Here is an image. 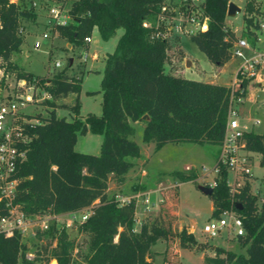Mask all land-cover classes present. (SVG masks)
Here are the masks:
<instances>
[{
	"label": "trees",
	"instance_id": "1",
	"mask_svg": "<svg viewBox=\"0 0 264 264\" xmlns=\"http://www.w3.org/2000/svg\"><path fill=\"white\" fill-rule=\"evenodd\" d=\"M64 6L70 2L67 24L54 23L52 32L71 45L79 57L87 49L85 37L94 27L103 41L122 33L114 50L104 63L100 90L101 114L79 115V93L84 71L68 72L69 66L54 71L50 77L37 75L52 99L45 101L50 107L47 116L33 127H28L32 140L26 159L18 164V179L14 203L26 215L39 218L49 213L59 215L89 208L90 213L80 225L88 237L86 251L76 260L74 242L65 230L53 235L51 242L41 244L29 259L27 245L15 231L11 236L0 233V264H153L151 246L158 240L165 243L163 263L179 261L166 259L171 243L179 248L199 246L194 234L186 227L176 230L168 211L161 209L153 220L144 219L135 229V201L120 202L108 196L110 177L121 183L133 166L131 159L140 155L139 145L130 137L134 134L131 122H142V140L154 143V150L168 143L211 144L219 146L223 140L229 99L232 87L186 78L165 71L168 43L165 38H155L156 19L167 17L162 10L166 0H57ZM229 0H203L201 10L207 18L206 27L190 34V40L207 60L222 67L232 57V46L238 40L235 32L225 22ZM254 0H247L245 10L251 14ZM191 9L186 11L190 14ZM246 26L253 21L246 16ZM33 7H22L11 0H0V65L5 72L17 78L35 74L18 67L11 55L20 50L23 42L19 29L22 21H34ZM145 22H152L144 26ZM256 26V25H255ZM252 33V32H251ZM249 81L239 88L246 91ZM74 93L72 105L56 101ZM62 107L76 116L67 120L58 117L56 109ZM264 114V113H263ZM143 115H147L143 119ZM102 135L99 153L90 154L75 150L77 134L86 132ZM245 149L259 154V165L264 166V115L263 130L244 134ZM172 175L178 183L195 181L194 169L188 173L175 170ZM134 189H139L134 186ZM177 196V192L174 193ZM213 208L211 217L233 209L241 218L244 235L236 241L245 253H235L214 246V255H204L203 264H264V189L260 194L251 192L248 178L234 193L227 184V169L220 165L213 192L209 196ZM8 212L4 199H0V216ZM41 238V235H39ZM204 248V245L201 246Z\"/></svg>",
	"mask_w": 264,
	"mask_h": 264
},
{
	"label": "rangeland",
	"instance_id": "2",
	"mask_svg": "<svg viewBox=\"0 0 264 264\" xmlns=\"http://www.w3.org/2000/svg\"><path fill=\"white\" fill-rule=\"evenodd\" d=\"M22 7H33L35 13L34 21H22L20 26L22 30V44L20 50L11 55V61L24 70L30 71L39 76H50L54 71L65 67L70 58H73V63L69 66L68 72H76L81 67L84 71L81 89L79 93V115L84 118L88 114L100 115L102 94L100 90V80L104 68V63L107 56L114 50L117 42L116 38L122 33V29H118L115 37L109 41H103L97 30L92 32V40L89 48V56L86 61H81L77 56L76 50L71 51V46L64 40L59 38L52 32L54 18L49 13L53 5L60 4L56 0H11ZM247 0H229L238 7L233 15H226L225 22L229 28L235 30V34L239 39L252 41V30L254 23L259 22L264 17V0H254V8H257L251 14L245 10ZM165 8L169 15L167 17L160 16L154 21L157 28L155 38H165L168 43L167 58L165 62V71L175 75H181L191 79H206L216 80L223 85H231L235 77L236 71L241 62L240 57L232 55L231 59L222 67H217L211 64L205 55L196 47L190 40V34L195 32L197 23L203 22V14L201 4L191 6L194 22L184 21L187 1L184 0H166ZM70 2L64 5L62 14L68 13ZM246 16L251 17L253 23L246 26ZM60 19H64L63 15ZM70 21V20H67ZM152 23V22H151ZM148 22V24H151ZM179 23L185 27L182 31L177 30ZM47 33L48 38H43L42 34ZM39 40L40 44L35 46L34 42ZM89 44V43H88ZM82 50V49H81ZM81 50L79 54L81 53ZM244 54H249L243 50ZM187 59L190 67V60L195 64V68L184 70L183 61ZM190 59V60H189ZM61 63L60 68L55 67V62ZM1 63V62H0ZM92 69V70H88ZM181 70H183L181 72ZM9 80H13L14 73L9 72ZM264 75V67L261 70ZM258 82L250 83V87L254 90ZM247 90L246 98L242 104L236 105L241 123L247 125L259 119L261 123L255 124L252 131L260 133L263 130V110H264V91L261 89L253 91L249 96ZM254 87V89H253ZM75 94L71 93L64 98L58 99L56 102L66 105H72L75 99ZM50 107L45 104H38L36 107L28 108L31 112H41L47 116ZM58 117H65L67 120L73 119L76 115L66 108L59 107L56 109ZM134 127V134L130 137L140 147V155L137 158L131 159L134 162L132 168L124 176L121 183H117L115 179L110 177L108 182V196H119L130 198L135 201L136 208L140 215L137 216L141 224L144 219L153 220L160 214L161 209L166 210L174 217L172 218L173 227L176 230L181 227L191 229L197 242L200 244L191 249L179 248L177 242L171 243L169 251L165 253L166 259L170 261H179L182 264H203L204 255H214V246H220L226 250L234 251L235 253H245L242 247L231 232L227 233L222 229L217 236L210 237L203 233L205 222L211 217L212 200L203 194L198 186H213L216 175L210 169L216 163V157L219 152L217 145L211 144H194V143H168L163 148L155 151L154 143H146L142 140L143 125L140 122H131ZM102 135L98 133L86 132L85 134H77L75 150L84 153L98 154ZM249 160V168L251 176L248 177L251 183V192L260 194L264 189V166L259 165V154L245 153ZM194 169L197 178L195 181H184L178 186L177 191L174 187L177 183V178L172 175L175 170L188 173ZM245 179V178H244ZM243 179V180H244ZM143 180L144 189L149 192H142V189L132 188L136 182ZM233 174L227 173V183L231 184ZM241 183V179L237 180ZM161 183V186H158ZM143 189V190H144ZM177 192V196H175ZM90 213L89 208L77 211L74 213H63L52 217L48 221V229L41 231L38 227L27 228L22 236V242L28 247L26 250L33 258L36 251L41 250V244L55 241L52 240L53 235L60 229L65 230L69 238L74 242L73 255L76 260H80L78 255L86 251L88 237L80 230L82 216ZM44 215H47L44 214ZM136 224V225H137ZM136 227V226H135ZM41 235V238L39 237ZM162 240L157 241L152 245L154 264L163 263V246ZM204 245V248L201 246ZM156 251V252H155ZM162 254V260H161ZM38 264H44L43 261H38ZM49 264H56V261L51 259Z\"/></svg>",
	"mask_w": 264,
	"mask_h": 264
},
{
	"label": "built area",
	"instance_id": "3",
	"mask_svg": "<svg viewBox=\"0 0 264 264\" xmlns=\"http://www.w3.org/2000/svg\"><path fill=\"white\" fill-rule=\"evenodd\" d=\"M184 1L189 2L186 11L190 10L194 4L198 5L203 2V0ZM63 8L64 6L61 3L50 8L49 13L54 18V23L67 24L69 22L67 21L70 20L68 13L62 14ZM165 9L164 6L162 10ZM186 11L184 21L194 22L195 18L192 16V11L190 14H186ZM62 15L64 19H60ZM203 19L202 23L198 22L196 24L195 32L206 27L207 18L204 16ZM143 25L149 26L147 22ZM184 27L183 24L179 23L176 29L182 31ZM21 30L22 28L19 29V31ZM251 30V42L238 38L232 46V55L240 57L241 62L230 85L232 90L223 140L219 145L216 163L210 169L217 176L219 166L223 165L226 167L227 173L231 172L233 174L232 183H227L232 193L242 185L244 178L251 176L250 162L245 154L244 134L252 131L255 124L261 123L259 119L252 121L250 125L241 123L238 111L235 108L236 105L244 102L247 91L239 88L238 92H235L234 86L238 87L243 81L258 82L264 91V75L261 74V70L264 67V17L259 22L255 21ZM42 37L48 38L47 33H43ZM90 41L91 35L85 37V44L90 43ZM34 44L38 46L40 44L39 40H36ZM243 50L248 51L249 54H244ZM88 56V48H82L79 56L81 61H86ZM72 63L73 60L70 62L69 59L67 65L70 66ZM55 67L60 68L61 63L56 61ZM9 75V72H5L0 65V199H4L8 206L7 214L0 216V233L5 236H11L15 231H18L23 236L27 228L38 227L41 231L48 229L49 219L56 216L47 213V215L43 214L39 218H34L24 214L21 206L14 203L18 184V179L15 177L16 169L18 164L26 159L28 145L33 137L30 135L28 127H33L34 124L41 121L38 115L44 116L41 112H31L28 108L30 106L36 107L38 104L44 105L45 101L51 100L52 97L44 88V85L50 83L49 78H47L45 84H42L37 75L28 78L13 76V80L8 79ZM239 179L242 180L241 183L237 181ZM118 200L123 203L132 199L119 197ZM88 215L89 213L84 214L82 220L85 221ZM222 229H225L227 233L231 232L234 237L244 235L242 220L233 209L224 210L217 217H210L205 222L202 231L206 235L214 237L219 235ZM25 255L29 259L32 258L27 251ZM164 264L174 263L167 262Z\"/></svg>",
	"mask_w": 264,
	"mask_h": 264
},
{
	"label": "crops",
	"instance_id": "4",
	"mask_svg": "<svg viewBox=\"0 0 264 264\" xmlns=\"http://www.w3.org/2000/svg\"><path fill=\"white\" fill-rule=\"evenodd\" d=\"M93 30H97V28L96 27H94V29ZM233 31H235V30H233ZM93 32V31H92ZM120 36V35H119ZM118 36V37H119ZM115 37V36H114ZM118 37L116 38V40L118 39ZM111 39V38H110ZM109 39V40H110ZM91 40H92V34H91ZM108 40V41H109ZM68 45H70V44H68ZM87 45V48L89 47L90 48V45H91V42L89 43V44H86ZM71 46V45H70ZM89 48H88V51H89ZM190 60V59H189ZM190 62V67L189 68H187L186 66L188 65V61H187V59H185L184 61H183V65L185 66V69L184 70H191V68H195V64H194V62L192 61V60H190L189 61ZM88 70H92V69H88ZM25 71H27V70H25ZM183 70H181V72H182ZM30 72V71H29ZM34 74V73H33ZM36 75V74H35ZM203 81H206V82H211V83H217V84H220L219 82H217L216 80H206V79H202ZM221 85H223V84H221ZM225 86H229V85H225ZM250 91L248 92L249 94H248V96L255 90V91H257V90H259V89H261V86L259 85V83L257 84V87L254 89V87H253V89L254 90H252V87H250ZM262 90V89H261ZM263 112H264V110H263ZM264 115V114H263ZM146 119V118H145ZM140 123H142V122H140ZM142 125H143V123H142ZM150 143V142H149ZM174 144H176V143H174ZM164 147V146H163ZM162 147V148H163ZM219 147V146H218ZM133 162V161H132ZM133 165H134V162H133ZM133 167V166H132ZM125 176V175H124ZM124 180V179H123ZM123 182V181H122ZM179 184L180 183H178V186H179ZM161 186V183H158V186ZM134 186H137L139 189H142V192H149V190L148 189H144L143 187H144V184H143V180L141 181V180H139L138 182H136L135 183V185H133L132 186V188H134ZM144 189V190H143ZM117 199L119 198V196H117L116 197ZM135 206H136V204H135ZM212 208H213V204H212ZM212 208H211V211H212ZM138 215H140V213L138 212V209L136 208L135 209V229L137 230L138 228H139V224H137V222H139V220L137 219V216ZM137 224V225H136ZM189 231L190 232H192L191 231V229H189ZM193 233V232H192ZM158 241H160V240H158ZM154 245V244H153ZM152 247V246H151ZM164 248H165V243L163 242V246L161 247V250H159L158 252H156V253H161L163 250H164ZM150 250H151V248H150ZM244 250H245V248H244ZM152 251V250H151ZM153 252V251H152ZM161 260H162V254H161ZM154 261H155V256H154V260H153V264H154Z\"/></svg>",
	"mask_w": 264,
	"mask_h": 264
},
{
	"label": "water",
	"instance_id": "5",
	"mask_svg": "<svg viewBox=\"0 0 264 264\" xmlns=\"http://www.w3.org/2000/svg\"><path fill=\"white\" fill-rule=\"evenodd\" d=\"M237 11H240V7H238L236 4H234L233 2H228L227 5V12L226 15H233L235 14ZM72 58H70V62H72ZM147 115H143V119L147 118ZM198 189L205 194L206 196H210L213 192V187L211 186H198Z\"/></svg>",
	"mask_w": 264,
	"mask_h": 264
}]
</instances>
